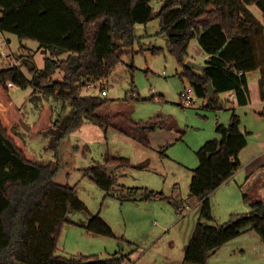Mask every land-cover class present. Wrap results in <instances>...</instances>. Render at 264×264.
Segmentation results:
<instances>
[{
	"label": "trees",
	"instance_id": "16d2710c",
	"mask_svg": "<svg viewBox=\"0 0 264 264\" xmlns=\"http://www.w3.org/2000/svg\"><path fill=\"white\" fill-rule=\"evenodd\" d=\"M162 1V7L154 14L152 0H0V30L15 33L21 40H36L46 52L41 71L32 60L18 55L21 64L35 74L31 81L21 66L5 67L0 59V264H121L124 260L125 255L101 259L96 254L65 257L57 253L61 228L66 222L104 236L114 237L115 232L100 213L91 214L86 223L68 218L70 210L89 209L74 186L56 180L60 160L35 159L24 137L14 130L15 125L23 123L24 112L11 97L8 82L24 87L31 83L70 108L56 118L53 109H43L36 122L27 126L28 134H44L55 147L85 119L110 125L115 118L112 114L103 117L96 113L108 100L83 94L82 90L110 77L136 39L135 25L146 24L154 17L160 19L161 32L166 33L169 48L182 64L193 38L208 54L203 71L186 67L181 75L187 77L197 95L207 99L204 107L227 108L220 93L235 95L234 101L226 98L233 106L230 122L216 124L220 137L207 140L197 150L199 164L193 169L189 196L200 201V219L186 246L184 262L211 264V255L250 229L256 230L264 242L263 201L251 202L250 211L234 212L217 225L202 220L213 218L211 193L241 167L239 155L248 145V138L234 104L249 103L248 73L258 68H262L264 98V0ZM251 4L261 7L263 21L246 12V5ZM64 54L67 56L62 58ZM59 69L64 73L63 79H52ZM208 83L213 85V97ZM153 97L162 98L156 94ZM108 165L147 166H135L127 157L108 154L105 162L86 168L85 175L108 193L117 185V177L108 171ZM137 189H130L126 199L171 201L163 193L147 188L142 197H137ZM244 198L250 201L247 194ZM174 203L178 211L184 205L183 201Z\"/></svg>",
	"mask_w": 264,
	"mask_h": 264
},
{
	"label": "rangeland",
	"instance_id": "374dc122",
	"mask_svg": "<svg viewBox=\"0 0 264 264\" xmlns=\"http://www.w3.org/2000/svg\"><path fill=\"white\" fill-rule=\"evenodd\" d=\"M162 5V0H152L154 14ZM246 12L263 21L259 5H246ZM134 32V43L122 55L110 77L82 90L83 94L99 95L108 100L96 113L103 117L112 114L115 118L110 125L85 119L56 147L44 134H28L27 126L36 122L43 109H53L54 118L70 109L55 96L44 94L29 83L26 87L15 84L9 90L24 112L23 123L15 125L14 130L24 137L27 149L35 159L60 160L56 180L74 186L89 209V212L70 210L68 218L86 223L91 214L100 213L115 232L114 237L104 236L66 222L58 239L59 255L96 254L101 259L125 255L121 264H186V246L200 219L199 199L189 196L193 169L199 164L197 150L207 140L220 137L216 123L219 120L228 124L233 106L226 100L229 92L219 95L227 108L181 104V93L190 86L187 77L181 76L187 62L205 65L208 58L197 38L191 39L182 64L169 48L158 17L146 24H136ZM6 36L10 39L12 56L17 59L20 54L27 57L38 71L45 67L46 52L38 41L21 40L15 33H6ZM19 60L26 77L30 81L35 79V74ZM63 76L59 69L52 79H63ZM260 76L259 68L248 73L249 106L239 105L236 109L241 128L248 138V145L239 155L241 167L231 182L211 193L213 218H202L207 224L223 223L234 212L250 211L251 202H264V98ZM103 87L107 89V95H103ZM155 94L162 98H154ZM131 95L136 98L132 99ZM153 120L161 122L154 124L151 123ZM147 125L155 127L145 128ZM137 128L141 131H136ZM108 154L127 157L135 166L146 163L147 167L113 169L111 172L117 177V185L108 193L85 175L86 168L105 162ZM133 188H139L134 193L137 197H142L143 189L147 188L163 193L171 201L166 198L126 199ZM245 194L250 201L245 200ZM174 201H183L190 208L180 212ZM209 262L264 264V242L256 230H247L218 249Z\"/></svg>",
	"mask_w": 264,
	"mask_h": 264
},
{
	"label": "built area",
	"instance_id": "2783aa9c",
	"mask_svg": "<svg viewBox=\"0 0 264 264\" xmlns=\"http://www.w3.org/2000/svg\"><path fill=\"white\" fill-rule=\"evenodd\" d=\"M0 59L2 60L3 66L5 67L20 66V60L12 56L11 49L9 47V42L6 39L2 30H0ZM8 85L9 88H12L15 84L12 81H9ZM88 86H95V84L91 83ZM102 93L105 95L107 91L103 90ZM231 99H235L234 94L232 95ZM206 103L207 99L197 95L192 86H189L188 88L184 89V91H182L181 93V104L185 107L205 106ZM189 208V205H182L179 211L184 212L186 209Z\"/></svg>",
	"mask_w": 264,
	"mask_h": 264
},
{
	"label": "crops",
	"instance_id": "0c3cea01",
	"mask_svg": "<svg viewBox=\"0 0 264 264\" xmlns=\"http://www.w3.org/2000/svg\"><path fill=\"white\" fill-rule=\"evenodd\" d=\"M4 35H5V37H6L7 40H10L9 38H7L6 33H4ZM9 44H10V43H9ZM259 69H260V71H261V76H262V68H259ZM261 76H260V81H261ZM106 90H107V89H106ZM107 94H108V93H107ZM107 94H106V95H107ZM229 94H230L229 98L231 99V97H232V95H233L234 93L231 92V93H229ZM234 100H235V99H231V101H234ZM238 106H239V104H237V103L234 104V108L237 109ZM240 106H242V107L249 106V103H248L247 105H240ZM238 108H239V107H238ZM236 112H237V110H236ZM263 114H264V112H263ZM160 122H161V120H157V121L153 120V122H151V123H154V124H155V123H160ZM217 122H220V121L218 120ZM229 122H230V120H229ZM229 122H228V123H229ZM220 123H221V122H220ZM216 124H217V123H216ZM148 127L152 129V128L155 127V125H153V126H148V125L145 126V128H148ZM135 130H136V131H141V129H139V128H137V129H135ZM202 145H203V144H202ZM202 145H201V146H202ZM244 149H245V148H244ZM244 149H243V150H244ZM243 150H242V151H243ZM146 167H147V166H146ZM116 168H117V166H116ZM234 175H235V173H234ZM234 175H233L232 177H230L226 182H224L220 187H222V186H224L225 184H228L229 182H231V181H232V178L234 177ZM220 187H219V188H220ZM216 190H217V189H216ZM199 205H200V201H199ZM232 240H233V239H232ZM229 242H230V241H229ZM85 255H92V254H85Z\"/></svg>",
	"mask_w": 264,
	"mask_h": 264
},
{
	"label": "water",
	"instance_id": "95a60500",
	"mask_svg": "<svg viewBox=\"0 0 264 264\" xmlns=\"http://www.w3.org/2000/svg\"><path fill=\"white\" fill-rule=\"evenodd\" d=\"M186 66L189 68L200 70V71H203L205 69V65H199V64H196L192 61H188ZM36 82H39L38 78L36 79ZM50 84L51 83H49V85ZM208 89H209L210 96L213 97L214 96V88H213L212 83H208ZM148 126H153V125H148ZM115 168H116V165H110L108 167V171L111 172ZM85 262H88V261H85Z\"/></svg>",
	"mask_w": 264,
	"mask_h": 264
}]
</instances>
